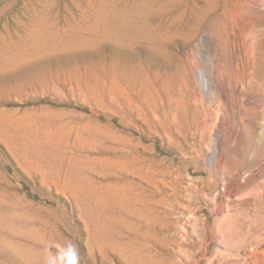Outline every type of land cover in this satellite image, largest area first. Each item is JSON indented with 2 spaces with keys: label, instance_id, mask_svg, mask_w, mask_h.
<instances>
[{
  "label": "rangeland",
  "instance_id": "1",
  "mask_svg": "<svg viewBox=\"0 0 264 264\" xmlns=\"http://www.w3.org/2000/svg\"><path fill=\"white\" fill-rule=\"evenodd\" d=\"M206 1L0 0L1 263L3 253L11 247L13 264L263 261L264 244L253 250L239 241L234 227L248 224L256 211H262L264 217V194L256 206L249 198L234 196L235 190L230 196L228 188L231 174L249 162L261 161L253 128L240 127L238 138L227 144L222 156L211 157L208 146H203L201 155L197 153L199 135H190L189 145L182 140L179 143L183 145H178L159 138L153 124H142L145 138L141 144L149 147L157 160L163 159L157 169L164 172L160 178L166 184L159 186V177L147 173L143 175L146 190L135 184L132 188L124 175L127 160L123 150L134 142L126 135L129 116L122 82L119 77L114 86L111 78L110 11L115 7L131 14H127V34H133L130 37L137 45L132 52L151 45L171 56L173 65L193 64L191 77L200 91L198 71L208 80L216 52L220 62L225 61V52L216 46V39L223 37L222 29L207 26L213 21L220 23V19L209 16L205 27L196 31L197 18L179 11L185 4L190 7ZM247 28V18L235 17L234 31L227 32L225 38H240ZM263 48L258 40L255 50ZM142 50L139 57L143 59ZM249 72L255 73L254 68ZM190 93L183 92L187 99ZM214 93L210 87L208 95ZM259 94L254 88L250 93H237L235 101L240 106L235 112L241 107L248 119L264 112ZM192 112L193 107L188 112L191 122ZM262 125L263 120L257 119L260 146L264 144ZM215 130L210 128L206 135L210 144ZM132 180L138 182L134 175ZM189 212L197 219L193 228ZM262 221L264 235V218ZM179 245L192 257L180 255ZM227 245H235V252L228 251Z\"/></svg>",
  "mask_w": 264,
  "mask_h": 264
},
{
  "label": "bare ground",
  "instance_id": "2",
  "mask_svg": "<svg viewBox=\"0 0 264 264\" xmlns=\"http://www.w3.org/2000/svg\"><path fill=\"white\" fill-rule=\"evenodd\" d=\"M220 3L221 2L218 0H207L204 4L194 2L190 7L185 4L179 11L182 15H188L197 18V22L195 24L196 31H199V29H203L205 27V20L209 16H215L220 19V23L217 22L216 18L215 20L218 24H213V22H215L213 21L207 26L209 29H214L215 25H219L220 29H222L223 37L220 38L219 36V39H216V46L217 48L220 47L223 50L222 52H225V55L222 54L224 55L223 58H225V61L220 62L218 52H216L214 55L215 66L213 65L214 68L212 69L210 78L208 80L201 72L198 71L197 74L198 81L200 83V91L197 89V85L191 77L194 70L193 64H190L189 62L186 64L177 62L175 65H173V63L171 64V61L173 60L170 61L172 57L167 56L168 54H165V51L162 53V50H160L162 48H156L155 46L151 45L148 47V43L145 45L148 48H145L144 51L141 48L144 58H140L139 55L141 50H138L137 52H135V50L132 52L133 48L137 46H134L133 44L135 41V39L131 38L133 37V34H127L129 29L127 14L129 13H126L127 11L125 12L124 9L118 10V8H116L117 10H115V7H113L112 11H110L111 13L109 12L110 14L108 13L110 23V28L108 30L110 33L108 34H110V49L112 54V59L110 58L112 61V83L114 86H116L117 80L120 77L119 81L122 82V87L124 88L125 94L124 97L127 109L126 114L129 116V128H127L128 133H126V135L128 134V137H126L130 138L131 142H134L129 144V146L124 147L125 150H123L125 151L123 156L127 160V166L125 169L126 173L124 175L128 186L132 187V185L135 184L143 190H146L144 185L145 179H143L144 174L152 173L151 175H157V177H159V186L163 182L160 176H163L164 172H161V170L157 169V165L161 163L163 159L157 160L156 155L152 151H149V147L147 148L142 145L143 143L141 142V139L145 138L144 132L142 131V124H153L156 128L159 138L166 137L167 140H173L178 145H183V143L187 145L189 142L187 141L189 140L187 138L190 135H199L201 140L199 139L200 149L197 153L201 155L203 146H208V148L212 149L211 157H214V154L222 156L221 151L229 146L227 144L238 138L240 127H251L253 128V142L256 145V150L260 155H262L261 161H259L257 164L249 162V164H247L244 168L231 174L229 176L228 188L230 191V196L232 192L234 193L233 190H235L236 193L234 196H244L249 198L248 200L253 201L254 204L258 206L260 205V201L264 196V154H261L262 150L264 152V144L263 146H260V136L259 134H256V122L257 119L263 120L262 129L264 133V112L261 110L258 112L257 117L254 116L248 119L249 117L245 113L246 111L241 109V107L238 110V113L235 112L234 109L236 107L239 108L240 106L239 102L236 103L235 101L237 98V93L238 95L239 93H250L252 92L253 88L254 90L258 89V94L260 93L259 96H261L259 105L264 108V48L260 51L255 50L256 42L258 40L262 41L264 44V0H235V2L223 0L222 3ZM143 7L140 10L144 9ZM142 13L146 15L145 11ZM164 14L162 15L164 16ZM129 15L131 16V14ZM235 17L248 19V32L243 34V36L240 38L233 35V39L230 41L228 39L230 36L225 38V34L227 32L229 33L230 31H234L233 27L235 25ZM228 24H230V26H228ZM143 27L141 26L142 30ZM144 31L146 32V28ZM155 35L152 34V36ZM143 41L145 42V40ZM251 67L254 68L255 73L249 72ZM210 87L215 90L214 95L211 96L208 95V90ZM115 89L116 87H113V91H115ZM184 91H187V93L191 92L190 95H192L188 97L189 99H187L183 94ZM113 100H116L114 95ZM185 102L189 103L191 108L193 107V122L188 120V112L191 108L187 107ZM135 121H137V126H134ZM210 128L216 129L212 144L207 142L206 136ZM158 130H160L162 134L158 132ZM136 134H139V137L137 136V138L134 139L133 136ZM262 138H264V134L262 135ZM181 140L183 142L182 144L179 143ZM124 142H126V139ZM211 162L212 161L210 160V168H212L213 165ZM132 164L136 166V171L134 170V172L132 169ZM133 175L134 177H137L138 182H133ZM155 187L158 188L157 185ZM143 190H140V192ZM158 196L160 197V195ZM161 197L165 198V196ZM180 206H182V204ZM189 213H191V216L188 218V222L191 228H193L195 225H197V219L194 213ZM263 218V212L256 211L251 216L248 224L241 223L238 228L234 227L237 236H239V241L246 243V245L255 251L260 249L264 244ZM184 233L187 235V230H184ZM9 237L10 240H13L12 234H9ZM227 250L235 252V245L230 246V248L227 245ZM178 253L185 256L187 259L192 257L190 251L183 249V247L180 245ZM1 254L2 252L0 251V255ZM3 254L4 262L1 260L3 263L0 262V264H13V248H8ZM247 255L250 256L251 252H247ZM169 260L171 261V259ZM233 264L237 263L235 262ZM240 264L247 263L243 262ZM252 264H264V259L263 261L255 260Z\"/></svg>",
  "mask_w": 264,
  "mask_h": 264
}]
</instances>
